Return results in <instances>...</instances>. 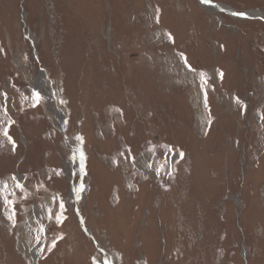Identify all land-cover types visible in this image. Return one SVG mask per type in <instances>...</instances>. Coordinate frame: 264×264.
Listing matches in <instances>:
<instances>
[{
    "label": "rangeland",
    "instance_id": "374dc122",
    "mask_svg": "<svg viewBox=\"0 0 264 264\" xmlns=\"http://www.w3.org/2000/svg\"><path fill=\"white\" fill-rule=\"evenodd\" d=\"M212 2L0 0V264H264V0Z\"/></svg>",
    "mask_w": 264,
    "mask_h": 264
},
{
    "label": "snow or ice",
    "instance_id": "6c2138e0",
    "mask_svg": "<svg viewBox=\"0 0 264 264\" xmlns=\"http://www.w3.org/2000/svg\"><path fill=\"white\" fill-rule=\"evenodd\" d=\"M204 2H210V0H204ZM237 14H238V15H245V13H237ZM33 96L36 98V100H37V102H38V100H39V93H38V92H34V93H33ZM3 134L7 137V139L9 140V142L13 143V148H14V147H15V144H14V142L12 141V138H11L10 136H8L7 129H4ZM180 156H181V158L183 157V153H182V152L180 153ZM13 179H14V180L16 179L15 176H13ZM15 186H16V188H18V189L23 188V185L20 184L18 181L16 182V185H15ZM7 188H8V185H7L6 182L3 183V184H0V199H3V200H4V203H5L6 205H8V206H12V205L14 204V201L9 200V199L4 195L5 190H6ZM60 207H61V208L64 207L63 203L60 204ZM14 217H15V209L12 208L11 214L8 216V219H9V220H14ZM57 220H58V222H60V216H59V215L57 216ZM53 243H54V242H53Z\"/></svg>",
    "mask_w": 264,
    "mask_h": 264
},
{
    "label": "bare ground",
    "instance_id": "6f19581e",
    "mask_svg": "<svg viewBox=\"0 0 264 264\" xmlns=\"http://www.w3.org/2000/svg\"><path fill=\"white\" fill-rule=\"evenodd\" d=\"M210 9L213 11V10H218L214 5H209ZM250 15H252L253 17H261V14L258 12V11H252L250 12ZM226 25V24H225ZM34 86L38 89H42L44 88V84H45V80H44V74H40L34 81ZM59 113V112H58ZM58 120V119H57ZM60 120V119H59ZM58 120V121H59ZM57 122V121H56ZM61 122V121H60ZM63 124V123H62ZM81 149V148H80ZM82 155V154H81ZM143 167L145 168L147 163H143L142 164ZM148 169V167H147ZM150 171V170H149ZM155 171V170H154ZM82 172V171H81ZM148 174V173H147ZM156 178V177H155ZM159 178V177H158ZM150 180V179H149ZM84 190L81 189L78 190L77 186L74 185L73 188L71 189V196L74 197V198H77V197H80L82 194H83ZM101 243V242H100ZM106 261H107V264H111V260L110 259H107L106 258Z\"/></svg>",
    "mask_w": 264,
    "mask_h": 264
},
{
    "label": "water",
    "instance_id": "95a60500",
    "mask_svg": "<svg viewBox=\"0 0 264 264\" xmlns=\"http://www.w3.org/2000/svg\"><path fill=\"white\" fill-rule=\"evenodd\" d=\"M199 1H200V4H201L203 7L207 8V9H209V7H210L209 5L211 4V5H214L218 10L225 11V12H227V13H229V14H232V15H235V16L248 17V18L253 17L252 15H250V12H252V11H247V12L245 13V15H238V14L234 11L233 8H231L230 6H227V5H225V4L217 3V2H212V0H210V2H204V0H199ZM209 10H210V9H209Z\"/></svg>",
    "mask_w": 264,
    "mask_h": 264
}]
</instances>
